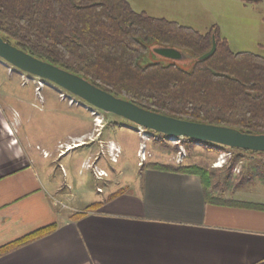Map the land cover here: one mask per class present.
<instances>
[{
    "label": "crops",
    "instance_id": "obj_1",
    "mask_svg": "<svg viewBox=\"0 0 264 264\" xmlns=\"http://www.w3.org/2000/svg\"><path fill=\"white\" fill-rule=\"evenodd\" d=\"M19 85L0 92V247L56 228L1 255L0 264H264V210L209 202L197 174L141 166L115 176L116 187H99L104 195L90 203L63 189L47 169L53 152L32 140L30 109L42 111L45 92ZM101 135L92 142L110 155ZM94 202L101 206L72 218Z\"/></svg>",
    "mask_w": 264,
    "mask_h": 264
},
{
    "label": "trees",
    "instance_id": "obj_2",
    "mask_svg": "<svg viewBox=\"0 0 264 264\" xmlns=\"http://www.w3.org/2000/svg\"><path fill=\"white\" fill-rule=\"evenodd\" d=\"M213 34L215 52L199 60L212 48ZM0 35L26 52L145 109L264 134V56L233 51L213 29L202 33L177 21L138 12L128 0H0ZM151 42L186 51L196 58L193 69L188 71L175 62L140 64ZM148 132L168 146L164 134ZM195 142L200 141L182 139L188 148ZM219 149H228L234 155L217 170L159 161L143 167L197 174L209 202L264 210V203L225 198L212 191L231 180L234 166L245 154L260 157L253 175L264 184V152L227 146ZM172 150L177 152L178 148L173 146ZM100 206V202H94L72 218L80 219ZM55 228H42L0 247V256Z\"/></svg>",
    "mask_w": 264,
    "mask_h": 264
},
{
    "label": "rangeland",
    "instance_id": "obj_3",
    "mask_svg": "<svg viewBox=\"0 0 264 264\" xmlns=\"http://www.w3.org/2000/svg\"><path fill=\"white\" fill-rule=\"evenodd\" d=\"M128 1L136 11L145 12L153 17L177 21L202 33L213 29L220 38L228 41L233 51H249L264 56V0ZM154 46H156L154 42L148 44V51L139 59L140 64L174 62L157 54ZM177 64L190 71L193 69L195 59H187ZM19 84L29 85L33 95L39 91L45 92L46 100L41 99L40 105L42 111L38 108L30 109L34 117L30 126L35 131L32 140L35 142L40 138L41 145L53 152V154L48 152L52 156L47 159V169L62 182L63 189L68 190L70 185V191L90 203L95 201V197L104 195L98 192L99 187L108 190V187L114 188L118 185V178L115 176L143 169L139 165L138 152L144 139L141 137L142 129L137 124L117 114L98 109L53 82L23 72L0 58V92L20 91ZM63 91L66 98L61 97ZM145 132L149 138L147 150L151 153V157L145 163L164 162L165 158H170L171 162L176 164H199L217 170L224 167L234 155L228 149L220 150L219 148L224 146L216 143L208 146L202 142H195L194 146L188 148L182 142L176 143L166 138L168 146H165L148 130ZM100 134H102L100 139L109 138L111 141L106 144L111 150L110 155L103 152L100 142H92ZM82 140L87 143L80 147L77 145L71 153L57 158V155L66 152L74 143L79 144ZM173 146L178 148L177 152L172 150ZM114 147L118 151L113 150ZM180 151L185 155L181 162H177ZM83 161L86 162L82 167ZM260 161L258 155L245 154L234 166L231 180L214 187L213 193L236 200H264V184L258 176L253 175V167ZM95 167L103 169L108 177L97 179ZM64 170L68 174L67 177L64 176ZM249 176L251 179H248ZM85 193H89L90 196L85 198Z\"/></svg>",
    "mask_w": 264,
    "mask_h": 264
},
{
    "label": "water",
    "instance_id": "obj_4",
    "mask_svg": "<svg viewBox=\"0 0 264 264\" xmlns=\"http://www.w3.org/2000/svg\"><path fill=\"white\" fill-rule=\"evenodd\" d=\"M216 48V36L213 34L212 48L198 59L209 58ZM153 49L157 54L169 58L175 63L191 58L196 59L186 51L175 47L156 45ZM0 58L23 72L43 80H49L92 106L108 113L117 114L145 130L150 129L167 137L190 138L200 142L264 152V134H251L229 126L184 120L145 109L96 86L74 72L26 52L5 40L1 35Z\"/></svg>",
    "mask_w": 264,
    "mask_h": 264
},
{
    "label": "built area",
    "instance_id": "obj_5",
    "mask_svg": "<svg viewBox=\"0 0 264 264\" xmlns=\"http://www.w3.org/2000/svg\"><path fill=\"white\" fill-rule=\"evenodd\" d=\"M61 97H65V98L67 97L66 93L64 91L61 92ZM71 99L73 100V98H71ZM139 128L142 129L141 130V133H142L141 137H143V139H144V141H142V143L140 145L139 152H138L139 159H140L139 160V165L142 166L145 163V161H147L148 158L151 157V153L147 150V140L149 139L147 137V133L145 132L144 128H142V127H139ZM166 138L169 141H174L176 143L182 142V139H183L182 137H175V136H169V137L166 136ZM184 155L185 154H183V151L182 152L180 151L179 152V158L177 159V162H181L183 160L182 157ZM94 169H95L98 177H103V176L107 175L106 172L103 169H98L96 167Z\"/></svg>",
    "mask_w": 264,
    "mask_h": 264
},
{
    "label": "bare ground",
    "instance_id": "obj_6",
    "mask_svg": "<svg viewBox=\"0 0 264 264\" xmlns=\"http://www.w3.org/2000/svg\"><path fill=\"white\" fill-rule=\"evenodd\" d=\"M38 82H39V81H38ZM70 148H72V147H70ZM111 149H112V148H111ZM113 150H115V151H118V149H117V148H115V147L113 148Z\"/></svg>",
    "mask_w": 264,
    "mask_h": 264
}]
</instances>
